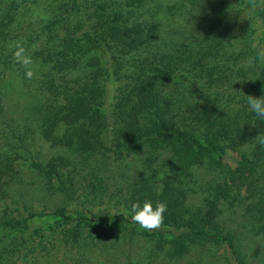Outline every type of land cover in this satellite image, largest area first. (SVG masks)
I'll return each mask as SVG.
<instances>
[{"label": "trees", "instance_id": "trees-1", "mask_svg": "<svg viewBox=\"0 0 264 264\" xmlns=\"http://www.w3.org/2000/svg\"><path fill=\"white\" fill-rule=\"evenodd\" d=\"M7 2L9 6L0 5V65L16 72L10 64L16 63L12 45L19 41L36 68L29 77L25 67H19L24 79L20 92L26 94L21 104L25 122L15 133L23 151L15 157L39 170L49 186L58 182V190L69 196L77 190L76 175L81 181L86 177L78 167L79 154L85 160L97 155L98 161H108L113 153L120 159L119 167L128 163L127 169H133H128L130 174L119 187L117 214L110 210L99 214L85 207L83 211L95 219L83 215L68 229L72 216L64 207L0 218L1 238L13 229L29 230L34 219L48 218L65 224L63 235L72 238L73 244L87 231L90 236L93 232L123 235L131 243H139V237L148 241L218 240L236 256L237 264H253L248 260H254L253 250L260 254L257 264H264V242H249L243 237L248 232V238L259 233L264 238V179L254 177H264V143H260L264 119L249 112L246 105L247 97L264 95V58L258 57L262 48L256 42L264 1ZM20 11L24 13L16 15ZM24 21L23 36L17 33L18 27L10 25ZM2 79L3 87H11L8 77ZM111 82L120 84V95L108 114L106 98ZM6 99V93L0 91V100ZM7 108L3 104L0 111ZM14 130L5 136L4 144L9 148L13 147ZM107 133L112 134L109 148ZM41 141L63 153L44 162L37 152ZM167 141L188 142L218 157L228 148L243 151L241 171L246 169L253 176L244 182L249 196L253 195L250 203L258 206L249 226L233 224L224 216L231 211L236 195L228 203V198H206L202 202L209 206L206 210L190 201L185 185L191 181L189 166L194 162H186L180 150L169 149ZM17 160L7 150L0 151L1 189L16 169ZM64 169H69V184L64 180ZM214 183L208 195L222 186L219 179ZM104 192L108 193L107 187ZM154 193L167 203L168 210L159 228L145 231L132 221L131 205L153 201ZM103 197L101 190L89 201H103ZM210 207L214 211L210 212ZM93 246L90 243L78 253L90 254ZM157 251L165 248L153 247L151 253Z\"/></svg>", "mask_w": 264, "mask_h": 264}, {"label": "rangeland", "instance_id": "rangeland-1", "mask_svg": "<svg viewBox=\"0 0 264 264\" xmlns=\"http://www.w3.org/2000/svg\"><path fill=\"white\" fill-rule=\"evenodd\" d=\"M8 0H0V5L9 6ZM50 1V0H48ZM178 0H158L159 4L173 3ZM230 1V0H229ZM264 1V0H262ZM189 2V1H188ZM2 6V5H1ZM25 6V2H24ZM28 8L30 4L26 5ZM25 8V7H24ZM19 9V8H18ZM23 11H20V16ZM3 13V12H0ZM37 18L38 13H33ZM25 19V17H24ZM40 19V18H39ZM259 31L256 42L259 47L264 49V16L257 20ZM10 26L18 27L17 33L25 35V21L23 23H12ZM24 28H23V27ZM0 27H2L0 23ZM23 28V29H22ZM14 66V70L5 68L0 65V91L5 92L6 101L0 100V107L5 104L7 109L0 111V151L7 150L12 157L18 160L15 161L16 169L11 176L8 177L4 189L0 188V218L20 217L31 212L48 211L53 208L64 207L65 212L72 216V219L66 228H73L83 215H87L91 219H95L94 215L86 214L83 209L85 207L92 208L96 213L106 214L110 210L117 214L120 207L118 202L119 187L121 183H125V177L130 174L133 169L128 163H123L119 167L120 159L116 158L112 153L108 161L99 159L98 156L94 158L84 159L82 155H76L78 158V167L81 174L86 176L81 179L78 175L74 178L77 190L72 196L64 194L63 191L58 190L59 183L54 182L53 186L47 184V178L43 176L39 170L30 167L24 158L15 157L16 152H23L22 144L18 141V135H15L20 130V124L25 122V108L23 109V101L25 100V91L20 92V86L23 77L21 76L22 69L17 63L10 64ZM10 70V74H8ZM13 71V72H12ZM2 76L8 77L12 82L11 87H3L5 82ZM118 82H111L108 85L107 92V113L110 114L112 105L117 101V96L120 95L117 90ZM124 86H127L126 83ZM124 86L123 89H124ZM129 87L125 89L128 92ZM19 124V125H18ZM14 135H11L13 147H7L5 143V136L12 129ZM112 134L107 133L106 144L111 146L109 142ZM169 149L174 147L180 150L186 162L193 161L194 164L189 166L192 169L190 173L191 181L186 182V187L189 189L190 201L192 203L200 204L203 209L209 206H203V200L206 198L224 199L236 195L232 209L230 212H225L224 216H229L233 224L240 223L250 225L254 215L257 212L258 206L256 203H250L253 195L248 191L247 182L244 180H251L253 177L248 170L241 171V163L243 151L224 149L222 157L214 154H207L205 150L195 148L188 142H166ZM14 144V145H13ZM16 147L18 149H16ZM109 148V147H108ZM40 158L47 162L50 158L63 153L62 149L51 147L49 143L40 142L37 148ZM110 151L106 153L109 154ZM20 158V159H19ZM83 160V161H81ZM86 162V163H84ZM109 168H113L111 171ZM64 180L69 184V169H64ZM246 172V173H245ZM256 178H263L259 174L254 175ZM68 178V179H67ZM219 179L220 186L215 191L208 195L209 189L215 186V181ZM53 181V180H52ZM78 182V184H77ZM51 187V188H50ZM108 188V193L105 194L104 188ZM164 188H162L163 190ZM102 190L103 201L98 198L94 203L89 199ZM113 192L111 193V191ZM121 193V192H120ZM257 195V194H256ZM255 195V196H256ZM101 197V195H98ZM153 203L159 201L158 193L151 194ZM210 212L214 208L210 207ZM225 211V210H224ZM59 220H57L58 222ZM56 219L39 218L30 222V229L19 231L11 230L6 232V236H0V264H237L236 256H234L227 245L218 240H203L195 239L179 242L173 240L156 241L145 240L144 237H139V243L126 241V237L120 235H109V233H91L87 231L85 236L76 241V244L71 242L72 238L68 240L64 237L66 230L65 224L57 223ZM198 224H203L202 221H197ZM64 228V230H63ZM89 229V228H88ZM101 232V230L99 231ZM122 234V233H121ZM261 233L255 234L254 238L250 237L248 232L243 235L247 240L255 243L264 242V238L260 236ZM72 237V236H71ZM118 237V238H117ZM252 237V236H251ZM245 238V239H246ZM85 240V243L83 241ZM126 241V242H124ZM90 243H93V251L90 254L81 256L84 250ZM252 243V242H251ZM253 244H251L252 247ZM153 247L165 248V251H157L151 253ZM79 248V249H78ZM255 249V248H253ZM156 250V249H155ZM254 257L248 259L249 262L257 264L260 254L255 250L250 251ZM264 256V255H263Z\"/></svg>", "mask_w": 264, "mask_h": 264}, {"label": "clouds", "instance_id": "clouds-1", "mask_svg": "<svg viewBox=\"0 0 264 264\" xmlns=\"http://www.w3.org/2000/svg\"><path fill=\"white\" fill-rule=\"evenodd\" d=\"M13 57L16 63L22 65L26 69V75H33L36 70L31 54L26 50L19 41L12 45ZM258 57L264 58V49L259 50ZM247 110L256 117L264 119V95L260 97L249 96L246 99ZM260 143H264V138L260 139ZM168 210L166 202L157 201L153 203L151 200L135 202L131 205L132 221L145 231H151L159 228L164 221V214Z\"/></svg>", "mask_w": 264, "mask_h": 264}]
</instances>
